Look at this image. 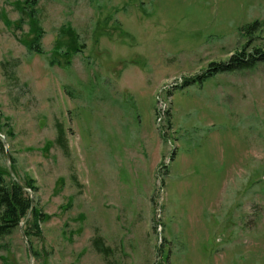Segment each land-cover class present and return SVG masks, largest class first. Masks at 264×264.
Segmentation results:
<instances>
[{"label": "rangeland", "instance_id": "rangeland-1", "mask_svg": "<svg viewBox=\"0 0 264 264\" xmlns=\"http://www.w3.org/2000/svg\"><path fill=\"white\" fill-rule=\"evenodd\" d=\"M36 3L42 54L21 41L24 0H0V169L47 218L32 258L19 226L0 264H264V62L181 86L264 49V0ZM67 25L85 47L59 65Z\"/></svg>", "mask_w": 264, "mask_h": 264}, {"label": "trees", "instance_id": "trees-1", "mask_svg": "<svg viewBox=\"0 0 264 264\" xmlns=\"http://www.w3.org/2000/svg\"><path fill=\"white\" fill-rule=\"evenodd\" d=\"M36 1L37 0H24V8L21 13L22 15L27 16L26 21H28L30 26L32 40H28L27 42L23 40L21 41L25 44L29 52L42 54L43 49L41 47V38L44 34V30L39 23ZM23 21V18L19 20L21 25ZM5 22L7 21L5 20ZM263 27L264 25H262V22L255 20L249 26V29L262 31ZM19 29H21V27ZM66 35H68L67 40L63 37ZM83 47L85 46L84 44L79 43L77 33L69 27V25H67L60 30V37L55 41L53 48V62H57L59 65H61L62 62L70 65L73 55L81 52ZM259 62H264V49L260 47H253L250 51H247L243 47L232 53L227 61L208 63L207 67L198 75L192 78H185L181 86L187 85L189 82H193L196 78L200 77L207 78L221 73H234L238 71H245L246 69L249 70L256 66ZM1 66L3 67L2 69L4 73L9 72L8 68H5L6 65L4 62L1 63ZM57 129L58 136L56 138V142L63 150L66 151L67 140L65 138L62 124H58ZM72 178L76 180L75 175H73ZM23 187L29 191L25 190ZM30 192L33 193L32 203ZM35 192L36 187L34 186L32 180L20 182L11 176L8 168L6 170L0 169V239L9 235L19 226L22 227V231L28 239L32 237H41L42 230L40 225L45 221L47 216L38 206L37 200L34 198ZM91 244L97 253L103 254L105 257H108L112 252V249L104 244V240L100 235L93 237L91 239Z\"/></svg>", "mask_w": 264, "mask_h": 264}, {"label": "water", "instance_id": "water-1", "mask_svg": "<svg viewBox=\"0 0 264 264\" xmlns=\"http://www.w3.org/2000/svg\"><path fill=\"white\" fill-rule=\"evenodd\" d=\"M0 142L3 145V147L6 146V142L4 140V137L1 134H0ZM5 151H6V158L10 162V154H9L8 149L6 147H5ZM7 167H8V170H9L11 176H13L15 178V175H14L13 169L11 167V164L9 163ZM23 188L26 190L25 187H23ZM30 197H31V203H32V201H33V194L32 193H30ZM22 233H23V231H22ZM23 239H24V241L27 244L28 255H29L30 258H32V256H33L32 249H31V246L28 244L27 237H26V235L24 233H23Z\"/></svg>", "mask_w": 264, "mask_h": 264}, {"label": "built area", "instance_id": "built-area-1", "mask_svg": "<svg viewBox=\"0 0 264 264\" xmlns=\"http://www.w3.org/2000/svg\"><path fill=\"white\" fill-rule=\"evenodd\" d=\"M160 108H158V110H159ZM160 117H158V119H159Z\"/></svg>", "mask_w": 264, "mask_h": 264}]
</instances>
